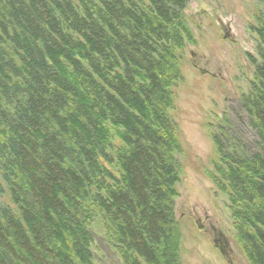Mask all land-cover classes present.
I'll list each match as a JSON object with an SVG mask.
<instances>
[{
    "label": "trees",
    "instance_id": "16d2710c",
    "mask_svg": "<svg viewBox=\"0 0 264 264\" xmlns=\"http://www.w3.org/2000/svg\"><path fill=\"white\" fill-rule=\"evenodd\" d=\"M77 1L0 0V264H94V218L122 264H181L169 85L187 0ZM256 24L254 148L215 138L211 178L264 264V10Z\"/></svg>",
    "mask_w": 264,
    "mask_h": 264
},
{
    "label": "rangeland",
    "instance_id": "374dc122",
    "mask_svg": "<svg viewBox=\"0 0 264 264\" xmlns=\"http://www.w3.org/2000/svg\"><path fill=\"white\" fill-rule=\"evenodd\" d=\"M262 10L264 0H187L183 11L192 40L186 38L175 51L179 75L169 85V113L179 144L173 157L180 169L174 216L180 232L181 264H250L235 238L227 195L211 175L221 157L215 138L228 153L233 146L240 150L242 142L244 149L254 148L256 136L248 118L240 103L233 104L231 99L247 94L254 79L253 60H258L259 44L254 28ZM219 20L230 28L229 37H224ZM204 70L208 74L201 73ZM210 72L217 74V80ZM108 169L118 172L114 166ZM191 207H195V217L187 213ZM205 215L229 239L230 261L198 227L208 224ZM97 222L94 218L90 224L94 264H122L108 246L112 244L105 227Z\"/></svg>",
    "mask_w": 264,
    "mask_h": 264
},
{
    "label": "flooded vegetation",
    "instance_id": "af4514ba",
    "mask_svg": "<svg viewBox=\"0 0 264 264\" xmlns=\"http://www.w3.org/2000/svg\"><path fill=\"white\" fill-rule=\"evenodd\" d=\"M219 23H220V27L224 30V37L225 38L229 37L230 28L228 26L224 25L220 20H219ZM217 72L221 74V69L218 68ZM201 73L208 74V71L204 70V72L202 71ZM210 73H211V77L214 78L215 80H217V78H218L217 74H215L213 72H210ZM224 100L228 101L227 95H225ZM231 102L233 104H237V103L239 104L240 98L237 96L236 98L231 99ZM240 106H241V103H240ZM228 119L230 120L231 117H228ZM193 209H194V212H192ZM187 213L189 215L195 217L194 216V214H196L195 213V207L189 208V211ZM205 218H206V221L208 224L205 225L203 223H200V224H198V227L207 233L209 239L213 242V245L219 251L220 255L223 256L224 259L230 261V259L228 257L229 256L228 254L231 253V245H230L229 239L226 238V236L224 235V233L221 231V229L219 227L213 225V223H212L213 221H210V219L208 218V215H205ZM197 220L199 221V218Z\"/></svg>",
    "mask_w": 264,
    "mask_h": 264
},
{
    "label": "bare ground",
    "instance_id": "6f19581e",
    "mask_svg": "<svg viewBox=\"0 0 264 264\" xmlns=\"http://www.w3.org/2000/svg\"><path fill=\"white\" fill-rule=\"evenodd\" d=\"M248 124V123H247ZM245 126V125H244ZM248 129V128H247Z\"/></svg>",
    "mask_w": 264,
    "mask_h": 264
}]
</instances>
